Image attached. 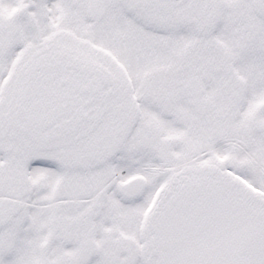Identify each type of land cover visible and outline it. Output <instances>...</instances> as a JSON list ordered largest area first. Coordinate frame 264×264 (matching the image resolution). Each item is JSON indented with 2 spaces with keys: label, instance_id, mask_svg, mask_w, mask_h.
<instances>
[{
  "label": "snow or ice",
  "instance_id": "1",
  "mask_svg": "<svg viewBox=\"0 0 264 264\" xmlns=\"http://www.w3.org/2000/svg\"><path fill=\"white\" fill-rule=\"evenodd\" d=\"M0 264H264V0H0Z\"/></svg>",
  "mask_w": 264,
  "mask_h": 264
}]
</instances>
